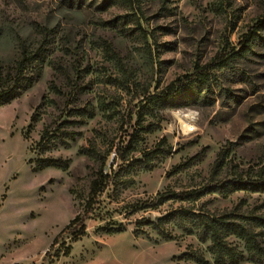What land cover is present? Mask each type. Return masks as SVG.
Returning a JSON list of instances; mask_svg holds the SVG:
<instances>
[{"label":"rangeland","instance_id":"rangeland-1","mask_svg":"<svg viewBox=\"0 0 264 264\" xmlns=\"http://www.w3.org/2000/svg\"><path fill=\"white\" fill-rule=\"evenodd\" d=\"M104 1L0 0V69L11 72L23 47L43 42L46 55L32 87L0 106V264H201L185 255L195 252L215 264L209 241L196 234L176 228V237L165 239L149 226L144 234L135 230L141 219L188 205L145 208L166 189L208 184L222 148L230 152L219 180L232 176L233 165L264 166V47L215 70L225 91L216 89L213 103L160 109L147 120L155 131L127 146L142 93L240 50L264 18V0ZM84 109L92 116L76 113ZM157 147L161 153L146 156ZM46 159L67 167L37 171ZM101 169L107 184L87 213ZM202 201L245 211L264 194L236 191ZM78 214L86 217V235L74 241L64 232L51 248ZM119 224L121 232L103 229ZM65 246L71 252L54 257Z\"/></svg>","mask_w":264,"mask_h":264},{"label":"trees","instance_id":"trees-1","mask_svg":"<svg viewBox=\"0 0 264 264\" xmlns=\"http://www.w3.org/2000/svg\"><path fill=\"white\" fill-rule=\"evenodd\" d=\"M127 2L130 0H105L107 4ZM82 3V0H78ZM145 41L148 36L144 35ZM41 42L36 49L23 47L21 55L17 59L11 72L0 69V106L8 104L19 97L23 91L32 87L40 77L46 61L45 49ZM255 47H264V18L259 19L244 36L240 50L231 51L218 62L212 64L196 65L194 71L180 75L167 86L156 93L147 88L142 94L141 107L138 111L136 124L138 128L133 130L128 141L127 149L134 147L140 139V133H151L157 128L156 124L147 123L149 116H156L160 109L167 107L188 106L191 104H211L214 101L216 89L225 91L215 72L216 69L231 68L232 62L247 57ZM93 109V108H91ZM79 115L92 116V110H77ZM46 134L43 135L44 140ZM166 140H162L165 142ZM171 151L169 147L168 152ZM230 149L222 148L217 156L211 172V180L203 186H195L184 190L166 189L159 192L155 198L145 203V208L158 209L168 202L188 203L172 208L169 212L158 218L141 219L138 221V229L135 234H144L142 227L149 226L156 230L165 239H174L176 228L182 231V235L196 234L201 242L209 241L208 250L213 255L215 264H240L249 260L254 264H264V201L250 210L241 211L240 206L231 209L217 210L209 208L205 196L212 194L228 195L236 191L264 194V166L255 169L250 167L241 170L233 165L230 178L219 180L218 175L227 165ZM161 153L159 147L146 154L155 155ZM124 157V156H123ZM47 167L66 168L67 162L62 160L46 159L37 171ZM91 181L88 200L85 204L86 212L92 211L96 198L105 189L106 175L103 179V170ZM102 185V188H101ZM242 205V204H241ZM85 215L78 214L55 238L51 248H54L61 234L70 232L73 240L77 241L86 235L87 227ZM123 224L118 228H103L109 232H121ZM65 250H58L54 257L60 254L68 255L71 246H65ZM50 251L47 252V255ZM190 259L201 264H210L202 253L185 254ZM53 262H51L52 264Z\"/></svg>","mask_w":264,"mask_h":264},{"label":"clouds","instance_id":"clouds-1","mask_svg":"<svg viewBox=\"0 0 264 264\" xmlns=\"http://www.w3.org/2000/svg\"><path fill=\"white\" fill-rule=\"evenodd\" d=\"M197 118H198V114H197Z\"/></svg>","mask_w":264,"mask_h":264}]
</instances>
